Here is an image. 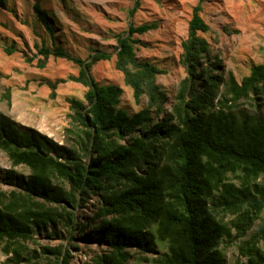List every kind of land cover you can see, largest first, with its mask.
I'll use <instances>...</instances> for the list:
<instances>
[{
  "label": "trees",
  "instance_id": "obj_1",
  "mask_svg": "<svg viewBox=\"0 0 264 264\" xmlns=\"http://www.w3.org/2000/svg\"><path fill=\"white\" fill-rule=\"evenodd\" d=\"M139 5L136 0L132 14ZM33 8L52 40V47L36 44L38 66L45 67L51 56L71 60L80 69L68 79L87 90L85 100L69 98L76 145L22 126L0 110V149L12 163L1 178L12 188L0 186V243L7 261L68 264L67 248L28 244L62 223L70 242L77 235L105 247L78 264H128L132 250L154 251L155 238L167 243L163 264H226L222 243L237 246L238 264H264V60L241 80L232 72L224 77L217 70L220 61L209 62L211 46L200 32L210 26L199 2L182 42L187 75L168 111L166 92L156 81L163 69L136 53L142 43L134 35L156 24L131 22L116 34L115 67L135 102L144 94L148 101L130 113L119 106L124 89L92 75L93 65L112 54L93 49L87 58L73 55L56 43L49 12L38 1ZM57 83L48 82L52 97ZM2 96L10 105L11 88ZM246 102L254 112L242 110ZM18 165L30 173H19ZM93 196L94 211L82 222L79 208Z\"/></svg>",
  "mask_w": 264,
  "mask_h": 264
},
{
  "label": "rangeland",
  "instance_id": "obj_2",
  "mask_svg": "<svg viewBox=\"0 0 264 264\" xmlns=\"http://www.w3.org/2000/svg\"><path fill=\"white\" fill-rule=\"evenodd\" d=\"M36 1L50 14L57 44L81 58H87L93 49L112 54L110 59L93 65L92 75L101 84L121 86L124 92L119 106L127 108L130 113L140 110L148 101L144 94L139 103L135 102L132 88L125 84L123 73L115 67L116 34L126 32L131 22L135 25L156 24L148 32L134 35L142 43L136 45V53L140 59L149 60L163 69L156 81L166 92L164 107L168 111L176 102L180 83L187 75L180 62L182 42L187 38L193 8L199 2L202 15L210 26L209 31L200 32V35L210 43L209 62L220 61L217 70L224 77L232 72L241 80L254 64L264 60V0H139L140 5L134 14L131 9L136 0H6V6H0V110L18 124L35 127L67 145L77 144L69 98L85 100L87 87L68 79L70 75H77L80 69L71 60L51 56L45 67L38 66V59L42 56L38 54L36 44L39 46L44 42L52 47V40L37 20L33 8ZM12 45L15 50L8 53L6 48ZM56 81V95L52 97L48 82ZM8 87L11 88L10 105L2 96ZM241 108L248 113L254 112L249 102ZM261 114L264 115V106ZM11 167L9 157L0 149V186L4 189L12 188L1 182L3 174ZM15 168L25 176L30 173L25 165ZM96 203L93 196L83 208H79L82 222L87 220L85 214L92 215ZM35 238L36 242L28 243L31 249L40 244L67 248L70 251L68 264L85 260L98 246L105 249L102 243L92 238L75 235L76 239L70 242L62 223L50 226ZM155 242L152 252L132 250L134 254L128 264H163L160 260L167 252V243L157 238ZM2 247L0 243V264H12L7 261L8 256ZM262 247L264 249V243ZM220 249L226 264H238L236 245L225 248L222 243Z\"/></svg>",
  "mask_w": 264,
  "mask_h": 264
}]
</instances>
